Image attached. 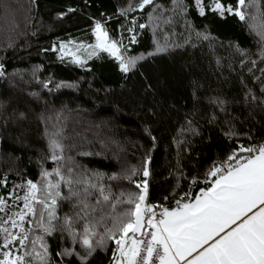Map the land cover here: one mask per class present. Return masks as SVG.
<instances>
[{"label": "trees", "instance_id": "1", "mask_svg": "<svg viewBox=\"0 0 264 264\" xmlns=\"http://www.w3.org/2000/svg\"><path fill=\"white\" fill-rule=\"evenodd\" d=\"M218 2L238 8V0ZM141 3L0 0V197L8 204L0 216L23 208L15 197L26 194L29 180L45 198L43 173H52L48 179L56 183V169L66 176L71 169L73 179L87 177L121 200L140 193L136 185L146 181L145 205L174 209L176 201L192 203L212 186L214 166L235 165L228 160L233 153L250 155L241 146L264 145V38L252 28L264 19V0L251 6L246 0L243 21L211 10L212 0H202L203 15L195 0ZM97 22L121 47L125 63L134 60L129 71L103 49L89 48L81 60L63 55L64 43L94 46ZM52 139L63 146L61 160L52 159ZM60 190L69 196L63 183ZM98 197L92 190L89 203ZM75 202L58 200L54 223L72 216ZM129 207L117 205L114 215ZM34 225L25 223L31 229L26 249L10 245L14 255L31 251L30 241L43 234ZM105 225L112 221L97 232ZM3 237L0 232V244ZM44 241L49 264H82L79 256L62 255L71 248L85 254L67 232ZM116 247L107 241L87 264H114Z\"/></svg>", "mask_w": 264, "mask_h": 264}, {"label": "snow or ice", "instance_id": "2", "mask_svg": "<svg viewBox=\"0 0 264 264\" xmlns=\"http://www.w3.org/2000/svg\"><path fill=\"white\" fill-rule=\"evenodd\" d=\"M212 2L214 7L211 10L221 16L227 11L242 21L246 19L245 12L240 10L245 7L246 0H238L236 10L225 8L218 0ZM150 3L152 0H142L140 7ZM195 3L203 15L202 0H195ZM255 3L256 0H250L249 6ZM252 28H259V34L264 38V19L258 25L253 24ZM95 34V47L109 51L121 61L122 71H129L134 60L124 62L117 42L109 39L99 22L96 23ZM51 148L54 161L63 159L62 155H57V151L63 153V146L55 139L51 140ZM240 152L250 155L238 158L233 153L228 160H236L235 165L229 163L226 168L214 166L208 175L218 178L210 188L202 190L194 203H181L178 200L176 208H163L158 220L153 206L145 205L146 181L136 185L141 189L140 193H129L126 199L121 200L113 197L111 192L105 194L103 187L93 184L87 177L73 179L71 169L67 176L56 169L55 175L59 177L56 183L48 179L52 173L45 171V198L37 196L41 189L29 180L26 194L15 197L23 201V208L7 218L0 216V232L4 233L3 243L0 244V264H49L44 236L56 231L67 232L74 243L80 242L85 250L83 256L75 248L65 249L62 255L79 256L82 264H87L88 258L97 248H106L109 240L117 246L113 253L114 264H264V145L241 146ZM96 175L98 178L99 174ZM143 175L147 177L149 172L145 170ZM62 183L69 188L68 197L61 193ZM74 184L85 186L73 190ZM92 190L100 194L95 205H91L88 200ZM72 197L76 198L74 208L77 210L72 216L66 215L61 223H54L60 220L56 214L58 200ZM123 203L131 207L114 215L117 205ZM7 207L5 198L0 197V212H5ZM145 214H148L147 220ZM86 218L87 223L83 225L82 231L77 232L76 225ZM34 220V227L43 234L30 241L31 251L14 255L10 245L19 242L21 248H27L31 229L26 228L25 223L32 225ZM107 220L112 221V226L105 225L104 233H98V226ZM8 224L11 229L19 231L14 232L5 227ZM146 227L153 231H145ZM26 256L33 259L26 260Z\"/></svg>", "mask_w": 264, "mask_h": 264}, {"label": "rangeland", "instance_id": "3", "mask_svg": "<svg viewBox=\"0 0 264 264\" xmlns=\"http://www.w3.org/2000/svg\"><path fill=\"white\" fill-rule=\"evenodd\" d=\"M95 34V32H94ZM95 38H96V34H95ZM110 39V38H109ZM97 44V39H96V42H95V45ZM94 46H89V45H75V44H72V43H68V44H62V53L63 55L65 56H71L77 60H81L83 59L82 55L89 49V48H96ZM118 46V44H117ZM83 49H80L82 48ZM119 50H120V55H121V47L118 46ZM98 49H101V48H98ZM109 52V51H108ZM110 53V52H109ZM122 56V55H121ZM125 62V61H124ZM119 255V253H118Z\"/></svg>", "mask_w": 264, "mask_h": 264}, {"label": "built area", "instance_id": "4", "mask_svg": "<svg viewBox=\"0 0 264 264\" xmlns=\"http://www.w3.org/2000/svg\"><path fill=\"white\" fill-rule=\"evenodd\" d=\"M148 206H153V210L157 213L156 219L158 220L160 218V212L163 210V208H167L165 204H148ZM148 214H145V220H147ZM145 231H153L152 229L145 228Z\"/></svg>", "mask_w": 264, "mask_h": 264}, {"label": "crops", "instance_id": "5", "mask_svg": "<svg viewBox=\"0 0 264 264\" xmlns=\"http://www.w3.org/2000/svg\"><path fill=\"white\" fill-rule=\"evenodd\" d=\"M241 162H243V161H241ZM219 175V174H218ZM218 178V176H216V177H213L212 176V182H214L216 179ZM195 202V201H194ZM194 202H192V203H194ZM170 210H172V209H170ZM139 235V234H138Z\"/></svg>", "mask_w": 264, "mask_h": 264}]
</instances>
